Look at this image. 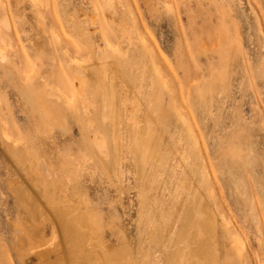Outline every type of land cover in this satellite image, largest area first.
<instances>
[{"label": "rangeland", "instance_id": "rangeland-1", "mask_svg": "<svg viewBox=\"0 0 264 264\" xmlns=\"http://www.w3.org/2000/svg\"><path fill=\"white\" fill-rule=\"evenodd\" d=\"M0 55V264H264V0H0Z\"/></svg>", "mask_w": 264, "mask_h": 264}, {"label": "bare ground", "instance_id": "bare-ground-1", "mask_svg": "<svg viewBox=\"0 0 264 264\" xmlns=\"http://www.w3.org/2000/svg\"><path fill=\"white\" fill-rule=\"evenodd\" d=\"M78 64H80V63H78ZM81 64H82V62H81ZM20 88H23V87H20ZM20 91L23 94V97L27 101H30V99H31L30 95L28 93L24 92L21 89H20ZM72 109H74V108H72ZM74 110H76V109H74ZM109 134H111V133H109ZM5 142H8V141H5ZM14 146H15V143H14V145H11L10 143H6V147H7L6 151H7L8 155L12 159H14L15 161H18L19 163H21V162L24 161V156L22 155V150H20L18 148H15ZM16 147H18V146L16 145ZM15 193H16L17 198L21 201L22 205L28 211V213H31L32 212V208H33V204L31 203L30 198L26 195V193L23 192L22 189L16 190ZM61 219L58 218V220H61ZM61 221H59L60 225L62 224ZM204 227L206 229H208L209 228V224H205ZM83 228H84L83 224L78 219H76L75 217H73V216L71 217L70 215L66 216V217L64 216L63 225H62V228L60 227V232H61V234H62V236L64 238L63 240L66 242V244L70 248L73 249V251H74V249H75L74 247L76 245V238L79 236L78 238H79V242H80V237L83 236V233H82ZM186 230H187V228H185V231ZM181 232H183V231H181ZM180 234H182V233H180ZM180 236H182V235H180ZM184 236H185V234L183 232V237ZM179 239H180V237H179ZM180 241H178L176 244H179ZM65 247H66V245H65ZM77 249L80 250V246L75 249L74 254L72 255L71 261L69 262L70 264H95L94 260L92 259V257L89 254H82V253L76 251ZM171 256H173V255H170V256L167 255V259H166L167 264H171V262H172ZM55 264H57V263H55ZM58 264H59V262H58Z\"/></svg>", "mask_w": 264, "mask_h": 264}]
</instances>
